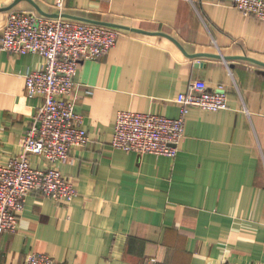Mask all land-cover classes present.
Returning a JSON list of instances; mask_svg holds the SVG:
<instances>
[{
	"label": "crops",
	"instance_id": "1",
	"mask_svg": "<svg viewBox=\"0 0 264 264\" xmlns=\"http://www.w3.org/2000/svg\"><path fill=\"white\" fill-rule=\"evenodd\" d=\"M11 7L123 28L75 78L91 141L57 165L77 195L31 192L17 230L0 234V264L34 251L64 264H264V20L231 0H0V35ZM44 60L0 48V163L22 151L42 100L25 76ZM195 79L224 84L229 108H190L175 156L112 147L118 110L178 117L175 98Z\"/></svg>",
	"mask_w": 264,
	"mask_h": 264
},
{
	"label": "built area",
	"instance_id": "2",
	"mask_svg": "<svg viewBox=\"0 0 264 264\" xmlns=\"http://www.w3.org/2000/svg\"><path fill=\"white\" fill-rule=\"evenodd\" d=\"M244 15L264 20V0H231ZM59 8L62 2L59 1ZM121 30L100 23L51 17L34 10L12 8L1 30L0 48L13 53H38L44 63L26 74L27 95L41 97L29 125L22 151L0 163V234L14 232L29 194L38 191L56 200L71 201L77 195L74 179L64 174L58 162L68 161L74 147H86L91 136L76 110L79 65L100 58L116 45ZM175 101L178 117L131 109L117 111L111 145L138 153L175 156L185 136L186 115L192 107L208 111L229 108L224 84L209 88L204 80L191 81ZM48 161L33 166L31 155ZM150 261H156L152 258ZM23 264H64L48 253L30 252ZM219 264H246L223 260Z\"/></svg>",
	"mask_w": 264,
	"mask_h": 264
},
{
	"label": "water",
	"instance_id": "3",
	"mask_svg": "<svg viewBox=\"0 0 264 264\" xmlns=\"http://www.w3.org/2000/svg\"><path fill=\"white\" fill-rule=\"evenodd\" d=\"M11 8H13V7H11ZM41 14H44V15H47V16H51V17H64V18H71V19H76V20H81V21H86V22L100 23V24L108 25V26L115 27V28H118V29H122L123 28V26L118 25V24H116L114 22L99 21V20L88 19V18H85V17H77V16L68 15L66 12L61 11L60 9L55 10L54 12H48V13L47 12L46 13L42 12ZM208 56H210V55H208ZM210 57L224 58L225 60H227V58L222 56V55H211Z\"/></svg>",
	"mask_w": 264,
	"mask_h": 264
}]
</instances>
